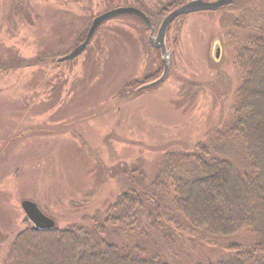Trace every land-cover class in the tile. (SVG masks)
I'll return each instance as SVG.
<instances>
[{
	"label": "rangeland",
	"instance_id": "374dc122",
	"mask_svg": "<svg viewBox=\"0 0 264 264\" xmlns=\"http://www.w3.org/2000/svg\"><path fill=\"white\" fill-rule=\"evenodd\" d=\"M189 1L0 0V264H8L15 238L28 227L23 201L36 203L56 228H89L127 188L126 172L136 168L152 179L163 154L193 153L231 122L245 36L234 26L236 10L175 19L166 34L168 77L145 91H122L129 81L164 72L151 28L136 15L102 23L72 61L14 67L69 55L93 21L115 9L145 11L156 36L164 10ZM253 241L245 232L209 242L183 236L185 246L165 253L173 264H216L237 256L231 245Z\"/></svg>",
	"mask_w": 264,
	"mask_h": 264
},
{
	"label": "trees",
	"instance_id": "16d2710c",
	"mask_svg": "<svg viewBox=\"0 0 264 264\" xmlns=\"http://www.w3.org/2000/svg\"><path fill=\"white\" fill-rule=\"evenodd\" d=\"M179 6L170 5L161 18ZM227 7L220 11H239L234 26L245 34L236 56L240 86L231 122L193 153L163 154L152 179L136 168L126 172L127 188L89 228L36 232L26 221L8 264H173L165 252L182 244L180 237L209 242L242 232L253 244L231 245L237 256L216 264H264V0ZM159 22L153 23L156 29ZM59 59L53 54L14 67L49 66ZM159 73L129 81L123 93L148 90L139 89Z\"/></svg>",
	"mask_w": 264,
	"mask_h": 264
},
{
	"label": "water",
	"instance_id": "95a60500",
	"mask_svg": "<svg viewBox=\"0 0 264 264\" xmlns=\"http://www.w3.org/2000/svg\"><path fill=\"white\" fill-rule=\"evenodd\" d=\"M236 0H215V1H203V0H192L184 5L180 6L179 8L173 10L170 12L162 21L158 34L154 36L155 34V28L152 26L148 16L141 10L136 8H120L115 9L110 12H107L103 15H100L97 17L89 30V33L87 35V38L84 42H82L80 45H78L72 53L69 55L62 57L59 59V62L64 61H72L82 55V53L87 49L93 35L95 34L98 27L104 23L105 21L118 16L122 14H130V15H136L142 18L151 28V36H150V44L152 47L156 49H160L161 56H162V62L164 65V72L162 76L147 85L142 86L139 90L149 89L152 87H156L160 84H162L166 78L168 77L169 73V66H170V60H171V52L168 49L167 43H166V34L169 26L171 23L177 19L181 15H185L188 13H194L199 11H217L221 10L231 4H233ZM220 55V49H218L217 56ZM22 209L24 210L26 214V220L32 224V229L36 232L38 231H47V230H53L56 228V222L55 220L49 218L46 216L38 207V205L32 201L25 200L21 204Z\"/></svg>",
	"mask_w": 264,
	"mask_h": 264
}]
</instances>
